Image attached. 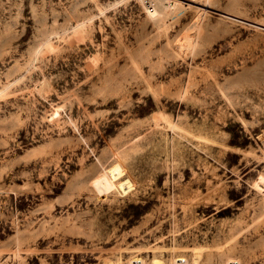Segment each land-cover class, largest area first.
Returning a JSON list of instances; mask_svg holds the SVG:
<instances>
[{
    "label": "rangeland",
    "instance_id": "374dc122",
    "mask_svg": "<svg viewBox=\"0 0 264 264\" xmlns=\"http://www.w3.org/2000/svg\"><path fill=\"white\" fill-rule=\"evenodd\" d=\"M165 1L0 0V264H264V0Z\"/></svg>",
    "mask_w": 264,
    "mask_h": 264
},
{
    "label": "bare ground",
    "instance_id": "6f19581e",
    "mask_svg": "<svg viewBox=\"0 0 264 264\" xmlns=\"http://www.w3.org/2000/svg\"><path fill=\"white\" fill-rule=\"evenodd\" d=\"M150 3L154 6L153 12L151 14L154 17H158V16H160V14H163L162 9H164V7L167 5V2L165 0H150ZM205 7H208V6H205ZM149 12H150V9H149ZM57 116H58V111H55L51 114L50 117H52V119H54ZM258 183L260 185H262L261 188H263V190H264V179L261 178ZM151 264H163V263H162V261L155 259Z\"/></svg>",
    "mask_w": 264,
    "mask_h": 264
},
{
    "label": "built area",
    "instance_id": "2783aa9c",
    "mask_svg": "<svg viewBox=\"0 0 264 264\" xmlns=\"http://www.w3.org/2000/svg\"><path fill=\"white\" fill-rule=\"evenodd\" d=\"M149 9H150V12H153V7H152V6H150V8H149Z\"/></svg>",
    "mask_w": 264,
    "mask_h": 264
}]
</instances>
